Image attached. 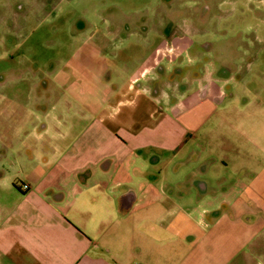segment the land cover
Instances as JSON below:
<instances>
[{
	"label": "crops",
	"instance_id": "0c3cea01",
	"mask_svg": "<svg viewBox=\"0 0 264 264\" xmlns=\"http://www.w3.org/2000/svg\"><path fill=\"white\" fill-rule=\"evenodd\" d=\"M249 2L254 34L229 54L228 38L194 51L185 26L141 60L120 56L130 40H84L75 80L45 73L40 100L34 72L16 75L0 264H264V5Z\"/></svg>",
	"mask_w": 264,
	"mask_h": 264
},
{
	"label": "rangeland",
	"instance_id": "374dc122",
	"mask_svg": "<svg viewBox=\"0 0 264 264\" xmlns=\"http://www.w3.org/2000/svg\"><path fill=\"white\" fill-rule=\"evenodd\" d=\"M247 1L250 7L256 6L255 0H0V137L11 143L16 138V87L28 78L16 75L34 72V96L40 100L48 93L39 81L45 73L50 77L63 69L71 71L69 82L75 80L76 64L87 54L81 45L84 40H130L120 45L125 49L120 56L130 53L141 60L155 47L161 32L172 36L179 30L189 31L185 26L191 27L194 51L205 53L207 42L228 38L229 44L216 49L229 54L237 49L240 36L254 34L253 28L242 33L243 17L253 23L252 13L245 12ZM19 41H23L21 48ZM167 49L164 56L169 60L172 55ZM49 58L55 60L52 65ZM165 66L164 62L161 68Z\"/></svg>",
	"mask_w": 264,
	"mask_h": 264
},
{
	"label": "built area",
	"instance_id": "2783aa9c",
	"mask_svg": "<svg viewBox=\"0 0 264 264\" xmlns=\"http://www.w3.org/2000/svg\"><path fill=\"white\" fill-rule=\"evenodd\" d=\"M27 188V185H23V189H26Z\"/></svg>",
	"mask_w": 264,
	"mask_h": 264
}]
</instances>
